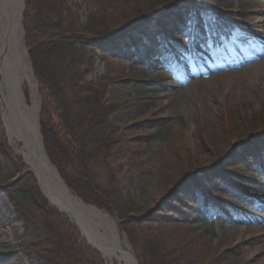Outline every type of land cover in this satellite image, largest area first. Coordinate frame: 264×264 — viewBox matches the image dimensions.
<instances>
[{
  "label": "rangeland",
  "instance_id": "1",
  "mask_svg": "<svg viewBox=\"0 0 264 264\" xmlns=\"http://www.w3.org/2000/svg\"><path fill=\"white\" fill-rule=\"evenodd\" d=\"M65 1L73 19L103 29L100 40L123 31L104 41L106 49L93 51L95 68L89 79L105 77V98L116 105L109 116L116 128L107 150L110 157L106 168L96 172L103 183L114 176L123 199L133 207L130 221L133 215L143 217L125 227L138 239H159L186 264H264V210L256 216L242 211L233 216L226 205L237 207L238 200L243 202L238 194L254 187L264 191V178L257 184V168L264 160L256 161L255 150L242 157L244 148L264 135V62L182 84L162 65L150 62L154 45H148L155 38L160 42L165 33L173 37L192 19L213 16L211 12L251 30L250 40L257 39L255 32L264 40V22L252 23L256 17L264 19V0ZM24 8L23 0L22 41L33 86L23 81L20 92L27 106L32 100L37 103L38 122L39 95L24 39ZM4 124L0 94V264H64L58 259L64 256L58 252L60 227L55 217L38 208L41 204L62 214L79 242L91 250L72 220L46 201L31 169L11 149ZM203 197L216 207L208 209ZM106 213L137 255L127 230ZM83 222L92 234L101 230L86 217ZM67 240L72 258L66 264L96 263L85 251L79 263L76 247ZM97 254L100 264H106L101 252Z\"/></svg>",
  "mask_w": 264,
  "mask_h": 264
},
{
  "label": "trees",
  "instance_id": "2",
  "mask_svg": "<svg viewBox=\"0 0 264 264\" xmlns=\"http://www.w3.org/2000/svg\"><path fill=\"white\" fill-rule=\"evenodd\" d=\"M24 3V39L37 83L39 128L49 161L72 193L117 217L128 232L139 264H186L179 261L170 248H163L159 239L146 235L138 239L128 230L125 226L133 225L134 220L142 222L143 217L133 215L129 220L128 212H132L133 207H128L113 175H108L106 183L97 177L96 168L106 166L110 157L107 150L115 140L116 128L109 116L116 105L109 104L105 98L109 85L105 77L89 79L95 68L93 51L98 46L106 49L103 43L111 42L123 31L100 40L103 29L73 19L65 0H24ZM263 148L264 135H261L244 148L242 157L246 151L251 153ZM40 201L44 203L41 198ZM39 206L47 217H55L56 227L57 224L60 227V232L55 229L60 239L58 252L64 253L58 256L60 262L66 264L72 258L71 244L67 240L70 238L79 253V263L85 251L88 259L100 264L97 252L79 242L77 232L62 214H54L50 207L44 208L42 204ZM51 223L53 226V221Z\"/></svg>",
  "mask_w": 264,
  "mask_h": 264
},
{
  "label": "bare ground",
  "instance_id": "3",
  "mask_svg": "<svg viewBox=\"0 0 264 264\" xmlns=\"http://www.w3.org/2000/svg\"><path fill=\"white\" fill-rule=\"evenodd\" d=\"M22 7L23 0H0V94L11 149L31 169L46 201L69 216L82 237L101 252L106 264H138L116 221L105 211L84 204L68 190L46 157L37 123V103L32 100L31 106H27L20 92L23 81L33 86L22 41ZM262 22L264 19L258 17L252 20L257 25ZM263 62L261 59L253 66ZM85 217L101 230L92 234V230L80 220Z\"/></svg>",
  "mask_w": 264,
  "mask_h": 264
},
{
  "label": "water",
  "instance_id": "4",
  "mask_svg": "<svg viewBox=\"0 0 264 264\" xmlns=\"http://www.w3.org/2000/svg\"><path fill=\"white\" fill-rule=\"evenodd\" d=\"M59 211H60V210H59ZM74 215H76V213H75ZM80 220H83V219L81 218Z\"/></svg>",
  "mask_w": 264,
  "mask_h": 264
}]
</instances>
